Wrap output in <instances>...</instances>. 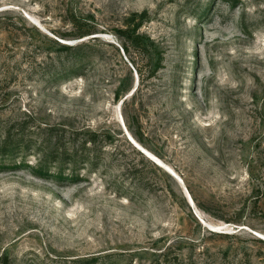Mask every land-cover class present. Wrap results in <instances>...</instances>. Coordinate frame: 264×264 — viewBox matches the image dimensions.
<instances>
[{"label":"rangeland","instance_id":"obj_1","mask_svg":"<svg viewBox=\"0 0 264 264\" xmlns=\"http://www.w3.org/2000/svg\"><path fill=\"white\" fill-rule=\"evenodd\" d=\"M0 264H264V0H0Z\"/></svg>","mask_w":264,"mask_h":264},{"label":"trees","instance_id":"obj_2","mask_svg":"<svg viewBox=\"0 0 264 264\" xmlns=\"http://www.w3.org/2000/svg\"><path fill=\"white\" fill-rule=\"evenodd\" d=\"M76 32H73L70 35H61V39H80L85 36H88L92 34L90 31H84L83 27L79 24H76ZM132 39L133 44L136 48L137 55L140 56L141 60H145L146 63H155V67L152 68L149 73L146 74V71L144 69L137 67V72L139 76V86L142 85L148 78H152L155 76L158 65H159V49L156 43L151 40L146 35L137 34L135 35V31L132 32ZM52 43H54L55 46L59 49L57 52H59V56H61L64 52H68L70 57L67 59L73 60L72 66L66 71H59L54 70V72L51 73V79L57 80L60 78L64 79V81H69L72 78L80 76L82 73L81 70L84 67V64L86 60L88 59V55L85 56L83 52L85 51L86 44H75V45H65L61 44L55 40H52ZM124 49L128 52V46L123 45ZM73 56V57H72ZM135 61V59H133ZM151 66V65H149ZM151 68V67H150ZM13 151V150H12ZM189 193L191 194L192 198L195 200L194 193L191 191V189L188 187Z\"/></svg>","mask_w":264,"mask_h":264},{"label":"bare ground","instance_id":"obj_3","mask_svg":"<svg viewBox=\"0 0 264 264\" xmlns=\"http://www.w3.org/2000/svg\"><path fill=\"white\" fill-rule=\"evenodd\" d=\"M132 143L139 149L141 150L148 158L152 159L153 161H155L157 164L161 165L162 167L164 166L161 162H159L158 160H156L153 155H151L147 150H145L144 148H142L139 144H137L134 140L132 141ZM170 171V170H168ZM175 177V176H174ZM207 225V224H206ZM212 227V226H211ZM211 229V228H210ZM216 230V229H215Z\"/></svg>","mask_w":264,"mask_h":264},{"label":"water","instance_id":"obj_4","mask_svg":"<svg viewBox=\"0 0 264 264\" xmlns=\"http://www.w3.org/2000/svg\"><path fill=\"white\" fill-rule=\"evenodd\" d=\"M182 183V185H183V182H181ZM184 186V185H183ZM187 196H188V198L192 201V198H191V196H190V194L188 193V191H187Z\"/></svg>","mask_w":264,"mask_h":264}]
</instances>
